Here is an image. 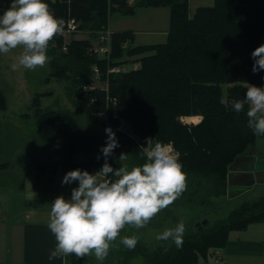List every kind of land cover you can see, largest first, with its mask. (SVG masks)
<instances>
[{
    "label": "trees",
    "instance_id": "trees-1",
    "mask_svg": "<svg viewBox=\"0 0 264 264\" xmlns=\"http://www.w3.org/2000/svg\"><path fill=\"white\" fill-rule=\"evenodd\" d=\"M47 2L58 17L65 21L74 18L78 29L90 32L91 37L107 29L115 11L132 14L136 7L169 8L166 42L133 45L130 31L112 32L109 58L91 52L90 39L65 42L57 34L49 43L50 77L72 80L76 108L93 121L96 114L106 115L109 126L125 139L126 152L137 165L146 161L143 148L149 139L172 142L188 174L187 187L178 197L182 207L215 211L216 200L226 195L230 167L253 150L257 140L264 139L247 126L248 105L236 113L230 104L233 98L246 95L248 83L264 85V71H252L250 55L264 44V0H214L211 6L196 8L192 15L189 0H136L133 7L126 0ZM9 4L10 0H0V11ZM132 57L139 67L108 72ZM94 67L99 70L96 77ZM95 80L106 88L95 85ZM83 85L93 89L83 92ZM39 98L36 94L32 100L34 124L39 139L53 152L51 175L57 169L64 175L76 168L97 172L104 163L103 157L97 159L101 141L72 111L42 109ZM5 109L6 99L0 91V110ZM195 115L201 116L197 123L181 121ZM121 121L130 125L138 141L118 130ZM76 155L82 158L76 160ZM108 162L118 167L111 158ZM15 163L25 176L47 170L29 152L17 155ZM8 166V162L1 163L0 170ZM204 220L188 223L180 248L171 240L153 247L138 241L134 248H122V264H131L129 260L136 255L142 256L145 264H200L226 245L231 232L264 221V195L243 200L225 218ZM83 261L84 257L75 254L67 256V264Z\"/></svg>",
    "mask_w": 264,
    "mask_h": 264
},
{
    "label": "clouds",
    "instance_id": "clouds-1",
    "mask_svg": "<svg viewBox=\"0 0 264 264\" xmlns=\"http://www.w3.org/2000/svg\"><path fill=\"white\" fill-rule=\"evenodd\" d=\"M65 20L58 17L47 0H10L9 6L0 11V54L18 46L23 50L18 66L34 69L49 59L50 41L65 31ZM252 71H264V44L251 52ZM242 99L230 101L232 109L240 113L248 105L247 126L253 134L264 136V85L248 83ZM105 143L100 146L97 159L103 157L102 167L95 173L87 169L69 170L62 184L72 185L68 197L59 195L50 203L51 212L47 227L57 241L49 259L66 258L70 254L84 257L94 252L103 261L111 242L120 236L126 224L137 228L147 224L161 209L172 204L187 187V172L174 150L172 142L149 139L143 148L146 161L131 168L124 163L128 154L121 152L120 166L108 162L114 150L120 147L119 138L111 126L104 129ZM103 179H100V176ZM186 224L180 221L156 237L158 241L171 240L177 248L183 246ZM138 236H120V243L131 249L138 243Z\"/></svg>",
    "mask_w": 264,
    "mask_h": 264
},
{
    "label": "rangeland",
    "instance_id": "rangeland-1",
    "mask_svg": "<svg viewBox=\"0 0 264 264\" xmlns=\"http://www.w3.org/2000/svg\"><path fill=\"white\" fill-rule=\"evenodd\" d=\"M135 3L136 0H126L128 6L133 7ZM212 4L213 0H189V13L192 15L197 7L211 6ZM168 28V7L143 6L136 7L132 14H124L119 11L113 12L109 17L107 29L104 30H109L110 33L130 31L134 37L133 45H150L166 42ZM101 31L103 29L97 32L100 33ZM97 32L95 33L96 36L98 35ZM60 34L63 36L65 42L71 39H90L92 46L97 43L96 36L91 37L90 32L85 30L79 29L74 33ZM22 50V46H18L8 53L0 54V91L6 99V109L0 110V164L4 162L9 163L7 168L0 170V190H4L5 192L18 190V185L26 177L15 163L16 156L22 153L29 152L36 156L47 169L43 172L46 173L44 174L45 177L51 176L54 161L53 152L51 147L39 139L34 124L32 100L36 94H40L39 101L42 109H67L72 111L80 123L91 134L97 136L102 145L105 143L106 137L104 129L109 126L106 115L102 113L96 114V121H93L89 120L84 112L76 108L71 79L50 77L52 54L49 46L47 49L49 59L43 66H36L34 69L18 66L13 70L11 65L18 63ZM136 57L127 58L128 62L122 65L123 70L128 71L133 69L136 63L137 67H139V62L134 60ZM94 83L98 87H102V83L99 80H95ZM102 88H106V86ZM200 120V115L184 116L181 118V121L187 124H194ZM118 130L135 141L139 140V137L133 133L127 122L121 121ZM117 136L120 147L116 148L114 156L109 158L119 167L120 162L118 161V157L121 152H124L128 154L127 160L124 163L130 168L137 165L132 156L126 152L125 139L119 135ZM246 155H252L258 164H261L260 168L258 167L260 174L257 182L246 189L243 188L242 192L237 194L238 190L231 187L232 178L229 180V173L226 195L216 200L215 211L205 210L201 206L182 207V200L177 198L172 204L161 209L153 217L154 221L151 222V225L145 224L143 227L137 228L134 225L126 224L120 230V236L135 234L139 238L138 241L153 247V245L161 242L156 239L159 233L167 228L175 227L180 221H184L186 230L188 223L194 220L200 222L207 219L209 222H213L216 219L225 218L243 200L257 199L264 195V139L257 140L253 150L248 151ZM81 158V155L75 156L76 160H80ZM58 171L60 172L59 169H57ZM175 203L179 205L173 206ZM120 236L111 242L109 255L103 261L98 260L93 252L84 256L83 264H122L124 257L121 249L126 246L120 243ZM129 262L131 264H145L144 259L140 255L132 257Z\"/></svg>",
    "mask_w": 264,
    "mask_h": 264
},
{
    "label": "crops",
    "instance_id": "crops-1",
    "mask_svg": "<svg viewBox=\"0 0 264 264\" xmlns=\"http://www.w3.org/2000/svg\"><path fill=\"white\" fill-rule=\"evenodd\" d=\"M257 165L252 155L245 154L235 161L229 180L232 178L230 185L238 190L237 194L257 182ZM44 174H28L18 190H0V264H67V257L49 259L57 241L47 221L50 203L59 195L70 196L76 183L62 184L64 174L59 171L48 178ZM200 264H264V221L231 232L226 245Z\"/></svg>",
    "mask_w": 264,
    "mask_h": 264
},
{
    "label": "built area",
    "instance_id": "built-area-1",
    "mask_svg": "<svg viewBox=\"0 0 264 264\" xmlns=\"http://www.w3.org/2000/svg\"><path fill=\"white\" fill-rule=\"evenodd\" d=\"M65 33H74L78 31L79 23L74 19L70 18L65 21ZM111 33L109 30H103L100 33H98L97 37V43L93 46H91L90 51L93 53H96L98 56L106 57L109 58V54L111 51ZM65 49V48H64ZM122 70L119 66L118 67H111L108 69V72H118ZM94 75L98 76L99 75V70L98 68L94 67L93 68ZM83 92H88L93 89L92 85H83L82 86Z\"/></svg>",
    "mask_w": 264,
    "mask_h": 264
},
{
    "label": "water",
    "instance_id": "water-1",
    "mask_svg": "<svg viewBox=\"0 0 264 264\" xmlns=\"http://www.w3.org/2000/svg\"><path fill=\"white\" fill-rule=\"evenodd\" d=\"M206 223V221L204 220L203 222H202V224H205ZM199 225V223H197V226Z\"/></svg>",
    "mask_w": 264,
    "mask_h": 264
}]
</instances>
